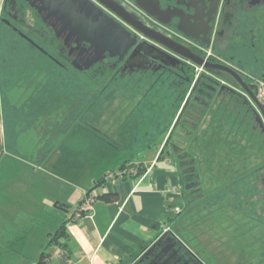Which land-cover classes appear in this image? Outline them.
Masks as SVG:
<instances>
[{
	"label": "rangeland",
	"instance_id": "obj_1",
	"mask_svg": "<svg viewBox=\"0 0 264 264\" xmlns=\"http://www.w3.org/2000/svg\"><path fill=\"white\" fill-rule=\"evenodd\" d=\"M242 17L245 19L230 47L234 53L237 52L235 58H242L243 62L235 61L233 64L249 74L264 72V9L245 13ZM15 70V68L5 67L4 72L11 74L12 80L16 81L18 79H13V77L21 72ZM201 71L204 70L200 67L195 68V78ZM99 72L102 73L98 70L95 76L82 73L78 78L67 72L65 77L53 78L51 83L43 84V89L30 98L32 102H29L30 106L20 120L23 119L28 125L38 121L50 122L55 118L53 130H46V133L43 131L42 148L48 139L61 132L58 121L62 122L65 119L63 123L68 122V127L73 122L83 125L82 127L76 125L71 134L69 133L68 141L63 142L59 148L51 144V156L46 160L52 159V164L50 162L47 164L46 160H43V163L28 160L17 151L19 148L15 147L10 149L7 147L0 158V196L4 197H0V243L5 241L1 229L6 225L5 219H12L19 213L18 211L33 212V215L44 221V228L32 230L19 264H36L40 254L44 251L51 255L52 245H48L49 232L54 231L65 217L70 216L85 196L79 189L68 211L53 209L54 211L47 213L42 209L41 204L48 209L56 203L57 197L54 195L57 192L52 187L58 182L48 176H44L45 179L40 176L48 172L50 175L64 178L63 174L66 171L63 172L57 166V161L60 160L61 164L64 162L68 166L77 165L78 170L82 169L83 171L78 174V185L85 184L89 189L98 177L114 171L131 154L134 160L141 158L149 160L157 151L159 154L161 144L175 123L176 114L178 115L180 108L186 103L187 95L181 99L180 92L183 88L187 90V93L190 90L184 83L178 84L180 78H177L176 74L168 72H135L125 77V80L120 79L125 81L124 83L117 81L110 85H107ZM49 73L52 76L56 75L50 69ZM91 78H96L95 82ZM28 80L33 84L35 78ZM260 100L264 102V97H260ZM251 101L254 109L258 110L257 113L261 114L254 101L252 99ZM10 111L13 112L12 108L6 114L10 120L8 146L13 147L14 125L18 116L15 115L13 118ZM70 112L73 115L69 117L72 114ZM257 113L255 112V116ZM218 120V118L214 119L210 127L211 132L213 130L215 133L221 132L220 128L216 129ZM167 124H169V129L165 130L166 134L165 131L158 133L156 134L157 139L150 142L151 135L157 128L162 129L164 126L166 128ZM66 127L64 124V128ZM260 128L261 130L255 127L258 130L252 139L251 162H247L246 166L243 157L234 155L232 161L226 166L227 171H230L227 176L220 174V181L215 179L212 183L204 179L207 192L212 189L218 190L219 186L221 188L230 180H237L236 177L227 179L234 176V172H248L252 169L251 167L264 163V128L262 125ZM153 129L155 130L152 132ZM47 133H51L48 138L45 137ZM58 140L57 142L61 143V137H58ZM71 154L77 163H74L76 160L67 162L69 158L67 155ZM219 154H223L221 146L218 148ZM228 155L231 156V154ZM217 158L218 160L223 159L221 155ZM89 161L91 164L88 163ZM161 165L160 162L159 166ZM33 170L36 171L35 179L32 177ZM208 175L206 174L207 177ZM33 187L39 192L36 196H32ZM256 202L257 200L254 204ZM206 204H201L198 207L200 211L192 214L194 216L181 219L178 226L192 232L196 238V244L207 260L211 264H264V216H262L264 209L258 211V217H255L253 206L250 208V205L245 207L242 205L245 210L242 215L249 214L247 218L242 216V220H239L241 216L234 218L236 212L226 209V214L231 217V220L224 223L223 216L218 212L219 209L207 206L209 202ZM251 216L254 217L253 221L248 218Z\"/></svg>",
	"mask_w": 264,
	"mask_h": 264
},
{
	"label": "trees",
	"instance_id": "obj_2",
	"mask_svg": "<svg viewBox=\"0 0 264 264\" xmlns=\"http://www.w3.org/2000/svg\"><path fill=\"white\" fill-rule=\"evenodd\" d=\"M12 47L13 45L7 46L1 49L0 53L1 74L4 77L7 88L5 91V117L8 121L7 131L10 120L6 114L9 112V109L12 108L13 110V112L10 111L13 118L15 115L16 117L18 116L14 125L15 136L12 139L13 147L8 146V149L19 148L17 151L28 158V160L43 163V160L51 156V144L53 143L57 147L60 145L57 142L59 141L58 137L62 139L64 134L69 132L71 134L76 125L81 127L83 125L73 122L72 124L69 123L68 127V122L67 124L66 122L63 123L65 119L62 122L58 121V127L61 128V132H58L57 136L55 134L51 139H48L45 146L41 147L43 134L46 133V130H53L55 118L50 122L44 123L43 121H38L28 125L23 119L20 120V118L25 116L23 114H26L30 106V98L43 89V84L51 83L54 80L53 78L65 77L67 72L64 70L60 71L58 68L54 69L52 64L45 60V57L43 59L42 56H39L36 51L24 52L22 50L20 52L15 49L16 46ZM5 67L15 68L18 72L20 70L21 73L13 77V79H20L18 83H16L18 80H12L11 74H5ZM195 68L197 67H192L193 74L189 76L187 81L177 77L180 78L178 79V84L184 83L190 89L194 84ZM49 69L56 73V75H50ZM101 71L102 73L99 72V74L107 85L117 82H111L108 79L110 76L109 71ZM200 77L210 80V75L203 77L200 75ZM34 78L35 80L31 84V81L28 79ZM245 78L248 82L259 80L264 82V72L247 74ZM10 79L11 81H9ZM121 80L119 79L118 81L120 83L125 82ZM203 90L198 91L195 88L189 97H186L188 94L186 89L180 90V98L186 97L188 102L187 104L184 103L178 115L176 114L175 123L161 144V150L157 157L159 161L168 158L174 165L178 179L176 187L181 194L178 212L167 218L164 229L153 241L145 243L138 252L118 260L115 264H209L210 262L196 244V238H194L192 232L178 226V222L183 218L186 219L194 216L192 215L194 212L200 211L198 207L204 203L208 204V202L207 206L219 209L218 212L223 216L222 221L224 223L231 220V217L226 214L227 210L236 212L234 218L241 216L239 220H242V216H245V218L249 216L248 213L245 215H242V213L245 211L243 209L245 206L250 205V208H252L257 199L256 192L258 189L256 183H254L253 167L248 172H234L235 175L233 174L234 176H230L227 179L236 177L237 180H230L221 188L219 186L218 190L212 189V191L209 190L210 192L205 190L204 179H208L212 183L215 179L220 181V174L221 176H227L230 171H227L226 166L232 161L234 155L243 157L246 166L247 162H251L250 156L253 152L252 139L258 130L255 127H259V130H261V124L258 121L257 115L255 116L254 104L248 93L240 86L235 88L225 85L216 87L215 89L204 86ZM7 105L9 106L8 109ZM72 115L73 113L69 117ZM66 118L68 119V117ZM215 118L219 119L216 129L220 128L221 132L218 133H215L214 130L211 132L210 130ZM64 124L67 126L66 128H64ZM167 129H169V124L166 125V128L165 126L162 129L157 128L155 133L151 135L150 142L157 139L158 136L156 137V134L165 130L167 131ZM50 134L47 133L45 137L48 138ZM218 146H221L223 149V154L218 155ZM228 154H231V156ZM220 155L223 158L222 160H218L217 158ZM131 156L133 154L129 155V158H126L114 171L107 172L95 180L94 184L88 189L86 197L80 200L73 213L69 217H65L54 231L49 232V246H65V243L61 239L68 234L67 224L69 221L80 218L90 212L91 206L89 207L86 204L89 198L92 197L94 201L100 199L107 202L118 199L117 193L99 191L94 193L96 188L106 182L107 178L121 177L126 179L128 176L139 177L147 171L150 164H146L143 158L134 160ZM238 173L239 175H237ZM206 174H209L208 177ZM190 179L198 181L197 186H195L196 190H192L189 187ZM222 182L224 181L222 180ZM232 203L233 206H231ZM67 207V204L57 201L49 210H67ZM253 210L251 211L252 214ZM18 212L12 219H5L6 225L1 228L5 241L0 243V264H19L22 261L24 247L32 230L34 228H44V221L40 217L23 210ZM253 216L248 218L253 221ZM1 219L4 220L3 217ZM146 252L148 253L145 255ZM49 256L50 253L42 252L36 264H47Z\"/></svg>",
	"mask_w": 264,
	"mask_h": 264
},
{
	"label": "flooded vegetation",
	"instance_id": "obj_3",
	"mask_svg": "<svg viewBox=\"0 0 264 264\" xmlns=\"http://www.w3.org/2000/svg\"><path fill=\"white\" fill-rule=\"evenodd\" d=\"M116 1L146 25L157 28L190 47L205 59L233 66L246 80L245 75L249 73L233 64L235 61L243 62L242 58H235L237 52L234 53L230 46L239 34V28L245 19L242 16L257 9H264V0H142L143 4L156 13L152 15L141 7L146 16L154 17L163 25L145 18L132 5L136 4L140 8L138 0H127L129 3L125 0ZM97 7L135 37V43L125 53L113 54L106 50L98 55L97 46L81 37L78 29L79 23L82 24L81 15L85 12V18L94 23L98 18H94V10H97ZM160 18L167 21L163 22ZM180 25L192 35L182 31ZM207 42H210V46ZM12 45L20 52L36 51L43 59L45 57L54 69L64 70L77 78L82 73L95 76L98 70L109 71L108 79L111 82L125 79L135 72L147 71L168 72L187 81L193 74L192 67L196 66L190 59L147 37L120 14L98 0H0V53L1 49ZM206 47L212 49V56H206ZM203 70L194 78V84L187 97L195 88L204 91V86L210 89L225 85L235 88L240 86L222 71L214 69L216 73L213 74L204 68ZM200 75H210V80L202 79ZM95 79L91 78L92 81ZM19 81L20 79L16 83ZM200 83L202 84L199 86ZM6 89L0 68V158L9 145L8 121L5 117ZM253 177L258 189L257 203L253 209L254 216L258 217V211L264 209V163L253 167ZM197 183L196 179H190L189 184L193 185L188 186L196 190Z\"/></svg>",
	"mask_w": 264,
	"mask_h": 264
},
{
	"label": "crops",
	"instance_id": "obj_4",
	"mask_svg": "<svg viewBox=\"0 0 264 264\" xmlns=\"http://www.w3.org/2000/svg\"><path fill=\"white\" fill-rule=\"evenodd\" d=\"M69 133L64 134L60 145L68 141ZM157 152L149 160L144 159L150 166L141 176H128L126 179L109 177L103 185L96 188L94 193H117L118 199L110 202L100 199L87 202L91 204L90 212L68 222V234L61 239L65 246L52 245L48 264H115L138 252L145 243L153 241L160 234L167 218L178 212L181 194L176 187L178 179L172 161L168 158L157 160ZM72 155H67V162L76 160H73ZM46 161L47 164H52V159ZM88 163L91 164L90 161ZM62 164L60 160L57 161L58 168L66 171L63 174L65 179L48 172L40 178L48 176L57 180L58 183L55 182L57 184L52 187L57 192L54 196L57 201L67 204L68 211L76 193L81 190L85 195L84 199L88 187L85 184L78 185V174L82 169L78 170L77 165ZM32 173L35 179L36 171L33 170ZM32 192V196L39 193L34 187ZM41 205L45 212L50 213V208L46 209V206Z\"/></svg>",
	"mask_w": 264,
	"mask_h": 264
},
{
	"label": "water",
	"instance_id": "obj_5",
	"mask_svg": "<svg viewBox=\"0 0 264 264\" xmlns=\"http://www.w3.org/2000/svg\"><path fill=\"white\" fill-rule=\"evenodd\" d=\"M98 1L120 14L127 22L143 32L147 37L165 45L179 55L190 59L196 65V67H200L202 69L204 68L208 72H211L213 74L216 73L214 69H217L225 73L227 76L231 77L234 80L235 84L243 87V89L248 93L250 98L254 101V103L261 111V114H258V110H255V112L257 113L258 121L264 128V102H262L258 96V85L256 83L247 82L240 71L235 69L233 66L220 62H212L209 59H205L198 53L194 52L190 47L174 40L172 37L166 35L157 28L146 25L145 22L138 19L133 13L126 11L121 3H118L116 0ZM138 5L148 11L150 14L156 15L153 10L143 4L142 0H138ZM94 14V18L96 16L98 17L96 22L94 23L88 21L85 18V12H83V14L81 15L80 20L82 24L80 25L78 21V29L81 37L97 46L98 55H101V53L106 50L111 51L113 54H123L128 51L129 47L135 43V37L131 36L129 31H127L119 22L104 13L102 9L98 8L97 10H94ZM160 20L163 22L167 21L162 18H160ZM180 26V29L182 31H184L188 35H192V33L184 28L183 25ZM207 44L208 46H210V42H207ZM187 102L188 101L186 100V104ZM192 185L193 184H190V186ZM148 252H146L145 255Z\"/></svg>",
	"mask_w": 264,
	"mask_h": 264
},
{
	"label": "built area",
	"instance_id": "obj_6",
	"mask_svg": "<svg viewBox=\"0 0 264 264\" xmlns=\"http://www.w3.org/2000/svg\"><path fill=\"white\" fill-rule=\"evenodd\" d=\"M125 1L128 2L127 0H125ZM132 5L135 6V8L137 10H139L145 16V18L146 17L149 18L150 20L154 21L155 24L163 25V23L159 22L154 17H152V16H146V13L144 12L143 9H141V7L139 8L136 4H132ZM204 50H205V54H206L207 57H210V56L213 55L212 49L210 47H206V48H204ZM255 83L258 85V96H259V98L262 97V96L264 97V82L259 80V81H256ZM93 201H94V199L92 197L87 200V202H90V203H92ZM87 202H86V204H87ZM87 205L89 207L91 206V204H89V203Z\"/></svg>",
	"mask_w": 264,
	"mask_h": 264
}]
</instances>
